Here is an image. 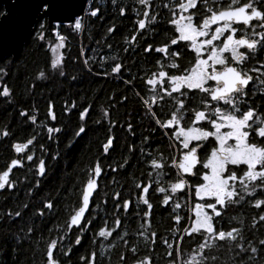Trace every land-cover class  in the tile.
<instances>
[{
  "label": "snow or ice",
  "instance_id": "snow-or-ice-1",
  "mask_svg": "<svg viewBox=\"0 0 264 264\" xmlns=\"http://www.w3.org/2000/svg\"><path fill=\"white\" fill-rule=\"evenodd\" d=\"M21 44L45 51L28 96L89 88L17 100ZM101 80L117 90L89 99ZM0 103V264H264V0H13Z\"/></svg>",
  "mask_w": 264,
  "mask_h": 264
},
{
  "label": "trees",
  "instance_id": "trees-1",
  "mask_svg": "<svg viewBox=\"0 0 264 264\" xmlns=\"http://www.w3.org/2000/svg\"><path fill=\"white\" fill-rule=\"evenodd\" d=\"M104 0H101V3H103ZM2 10V9H1ZM108 21L101 22L100 20H96L95 24L89 25L88 33H86L84 36L77 35L75 38L70 39L69 43V49L71 51V55H76L79 52V48L81 46V42L85 46V50L88 55H92V49L96 47V40L99 39L103 35L105 24ZM118 24H120V32H117L115 36L111 38V41H118L121 39V32H125L127 28L129 27V21L124 20L123 22L118 21ZM88 35H91L93 38L89 39L87 38ZM110 41V42H111ZM17 61L14 67L17 68V71H14L10 73V76L8 78V83L11 87L14 88V91L16 93V99L17 100H24L27 99L29 104L32 103L34 100L40 101V107L43 108L44 102L40 99L41 95L48 96L50 94L57 95L59 97L64 96V92L66 90L71 91L73 93H79L81 90H87L89 88V83L85 82L83 85H73L71 88H69L68 82H64L63 86L61 87L58 82H49L43 85H40L36 88L35 93L33 96H28L26 93V84L29 82V73H31L34 70L35 65L42 64L45 60V51L44 50H38V51H32L30 48H28L26 45H22L20 51L16 55ZM77 65H74L70 61L68 62V71L73 72L77 69ZM92 87L96 88L98 91L95 94H89V99H92L93 96L95 99L99 102L101 100H104L106 94H110L113 91L117 90L116 83L111 80H101L99 82H92ZM72 98L78 99V96H73ZM119 112H123L124 109H119ZM14 115L12 106L5 105L3 103H0V119H3L7 121V119ZM113 115H117V113H113ZM103 136V132H98L95 136L92 134L89 135V137H86L84 141L81 142V145L78 146L77 149V156L80 155V153H85L86 158V149L87 145L90 142L95 141L96 137ZM120 141L118 140V143ZM95 147L93 143V148ZM67 164V173L66 176L69 178H73V168L77 166V161L75 159H70L65 162ZM61 167H64V164L61 165ZM131 171V170H130ZM121 183H123V178H120ZM63 183V181H61ZM105 181H101V184L103 185ZM103 190V189H102ZM156 219H160L159 210L157 211ZM85 245L87 244V240L84 241ZM81 252L83 249L81 248ZM79 253H76L73 255V261L76 260V256ZM0 259H7V256L0 257ZM9 264L11 262L9 261Z\"/></svg>",
  "mask_w": 264,
  "mask_h": 264
},
{
  "label": "water",
  "instance_id": "water-1",
  "mask_svg": "<svg viewBox=\"0 0 264 264\" xmlns=\"http://www.w3.org/2000/svg\"><path fill=\"white\" fill-rule=\"evenodd\" d=\"M13 3V0H0V10H6L9 8V6ZM5 23H8V21H5ZM23 44L20 45V47L18 48V50L13 53L12 55H17L18 52L20 51L21 47Z\"/></svg>",
  "mask_w": 264,
  "mask_h": 264
}]
</instances>
